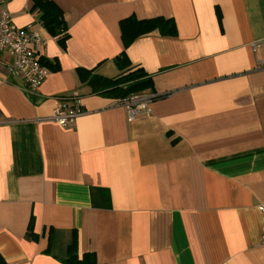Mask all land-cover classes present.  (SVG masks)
Instances as JSON below:
<instances>
[{
  "label": "crops",
  "instance_id": "obj_1",
  "mask_svg": "<svg viewBox=\"0 0 264 264\" xmlns=\"http://www.w3.org/2000/svg\"><path fill=\"white\" fill-rule=\"evenodd\" d=\"M62 46L31 0H0L31 25L47 66L36 94L0 51V256L63 264L73 238L99 264H264V0H50ZM172 19L124 49L120 20ZM255 47V49H254ZM151 76L154 98L129 119L125 102L92 94L77 69ZM77 95L69 126L51 117ZM28 231L35 236L30 238Z\"/></svg>",
  "mask_w": 264,
  "mask_h": 264
},
{
  "label": "trees",
  "instance_id": "obj_2",
  "mask_svg": "<svg viewBox=\"0 0 264 264\" xmlns=\"http://www.w3.org/2000/svg\"><path fill=\"white\" fill-rule=\"evenodd\" d=\"M31 2V11L37 15L38 22L49 35L57 37L58 42L64 46L68 36L62 10L50 0H31ZM119 28L124 49L136 38L154 31L163 37H174L176 35L174 21L163 17L138 20L134 16H129L120 20ZM114 62L119 69L125 70L120 76L108 78L95 74L93 70L77 69L80 83L87 85L92 94L120 102H126L131 97L144 94L146 91H153V82L150 75L140 67L129 68L130 64L125 50L114 58ZM41 64L52 71L58 69L57 63L53 64L47 60L42 59ZM28 235L30 238L35 239L31 231H28ZM62 262L63 264H99L92 253H84L79 257L75 237L68 246L67 255ZM0 264H6L1 256Z\"/></svg>",
  "mask_w": 264,
  "mask_h": 264
},
{
  "label": "built area",
  "instance_id": "obj_3",
  "mask_svg": "<svg viewBox=\"0 0 264 264\" xmlns=\"http://www.w3.org/2000/svg\"><path fill=\"white\" fill-rule=\"evenodd\" d=\"M41 43L39 34L32 29L31 25L18 27L12 22L7 11L0 12V51L7 52L12 57L8 68L9 74L19 75L22 78V91L27 95L36 94L48 72L35 52V47ZM259 64L264 66V43ZM153 98L152 94H141L126 101L129 119H133L142 111H147L148 102ZM82 113L77 95L61 97L58 98V105L51 119L61 126H69ZM260 241L264 244V232L261 234Z\"/></svg>",
  "mask_w": 264,
  "mask_h": 264
}]
</instances>
